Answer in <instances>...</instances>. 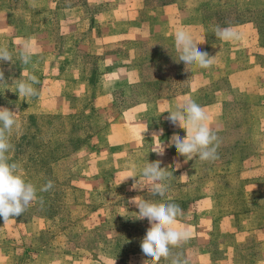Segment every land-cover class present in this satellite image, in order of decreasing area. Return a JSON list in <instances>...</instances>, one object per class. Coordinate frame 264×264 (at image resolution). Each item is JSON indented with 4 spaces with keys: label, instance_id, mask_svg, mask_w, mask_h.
Masks as SVG:
<instances>
[{
    "label": "crops",
    "instance_id": "obj_1",
    "mask_svg": "<svg viewBox=\"0 0 264 264\" xmlns=\"http://www.w3.org/2000/svg\"><path fill=\"white\" fill-rule=\"evenodd\" d=\"M262 8L264 0H0V48L15 45L8 51L22 78L49 77L23 113L67 116L76 99L93 93L95 109L111 113L90 141L99 149L83 164L86 189L96 175H110L112 188L133 190L147 162L159 161L173 173L167 192L159 198L147 188L134 190L131 208L139 211L137 198L183 209L177 227L191 238L171 252L186 264H264V90L256 70L264 51L248 19ZM217 27H233L239 39L217 38ZM180 29L215 58L209 68L179 62ZM26 39L35 41V51L25 65L18 56ZM82 47L97 63L96 81ZM10 62L0 61V98L12 92ZM163 62L176 64L169 80L149 84L147 69ZM120 99L127 105L120 107ZM187 101L204 108L219 138L214 161H186L170 142L186 132L166 111ZM111 222L121 223L119 216ZM140 226L147 234L151 224L145 218ZM36 255L58 264H74L78 256L61 247Z\"/></svg>",
    "mask_w": 264,
    "mask_h": 264
},
{
    "label": "rangeland",
    "instance_id": "obj_2",
    "mask_svg": "<svg viewBox=\"0 0 264 264\" xmlns=\"http://www.w3.org/2000/svg\"><path fill=\"white\" fill-rule=\"evenodd\" d=\"M249 18L256 25L264 51V8L253 11ZM8 50L15 52V45ZM88 53L83 47L79 51L93 67L96 81L97 63H93ZM259 59L258 85L264 90V54H260ZM9 64L13 77L6 80H10L12 92L1 97L0 103L16 112L18 127L7 134L11 144L8 161L16 163L23 178L36 187L38 199L23 215L10 218L6 223L0 218V264H58L54 259L36 255L39 250L49 252L56 247H61L66 256L78 255L74 264H154L141 248L146 231L140 226L138 211L131 208L134 190L130 185L112 188L110 175L104 179L96 175L91 189L85 187L83 178L87 171L83 164L99 149L98 142L90 141L108 121L111 112L96 110L94 94L89 93L74 101L75 109L67 116L25 114L27 101L30 103L37 98L41 89L47 87L49 77H36V95L19 96V79L29 81L31 77L22 78L14 69V62ZM170 66L176 64L163 62L147 69L146 79L151 81L148 83L168 81L166 76L173 73ZM50 70L46 73H51ZM144 96L138 95L139 99ZM120 102V107L127 105L124 100ZM49 181L53 187L40 191ZM116 216L121 221L118 225L111 222ZM178 256L171 252L158 264L171 263ZM63 260L68 261L66 257Z\"/></svg>",
    "mask_w": 264,
    "mask_h": 264
},
{
    "label": "clouds",
    "instance_id": "obj_3",
    "mask_svg": "<svg viewBox=\"0 0 264 264\" xmlns=\"http://www.w3.org/2000/svg\"><path fill=\"white\" fill-rule=\"evenodd\" d=\"M215 35L223 41L239 39L238 33L233 27H217ZM192 36V34L180 29L175 33V48L179 54V62L186 65L194 64L198 68L207 69L211 66L215 58L209 57L208 53L202 52ZM35 51V41L26 39L19 52V60L22 64H28ZM0 61H11L12 53L5 48H0ZM3 72L0 71V82H3ZM17 86L18 95L34 96L36 90L34 83L36 77H31L29 81L19 79ZM167 117L173 124L184 129L186 136L179 135L171 137V144H174L177 153L186 158V161L199 159L210 162L217 159L218 136L210 129L209 117L199 104L194 101H187L180 104ZM16 127V112L0 107V218L6 223L10 218L23 215V213L38 199L36 187L27 182L20 173L16 163H9L7 153L11 148L8 135ZM161 129V133H162ZM164 149V148H163ZM159 154L162 152L155 151ZM179 164H177V168ZM141 177L133 184V190H143L147 188L153 195L163 196L168 185L165 183L173 173L165 168H161L160 162H147L142 168ZM128 178H133L129 176ZM144 180L149 184L145 185ZM53 187L49 181L40 191H48ZM137 208L139 219L147 218L151 224L146 236L141 242L144 254L149 257L154 264L162 258H168L174 247H179L191 238V232L186 227H177L178 217L183 216V209L175 203L153 202L151 200L132 201ZM172 264H186L179 257L172 259Z\"/></svg>",
    "mask_w": 264,
    "mask_h": 264
}]
</instances>
